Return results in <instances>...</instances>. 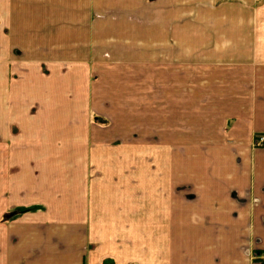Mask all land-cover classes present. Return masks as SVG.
<instances>
[{"label": "crops", "instance_id": "0c3cea01", "mask_svg": "<svg viewBox=\"0 0 264 264\" xmlns=\"http://www.w3.org/2000/svg\"><path fill=\"white\" fill-rule=\"evenodd\" d=\"M216 1L0 0V264H259L264 6Z\"/></svg>", "mask_w": 264, "mask_h": 264}, {"label": "rangeland", "instance_id": "374dc122", "mask_svg": "<svg viewBox=\"0 0 264 264\" xmlns=\"http://www.w3.org/2000/svg\"><path fill=\"white\" fill-rule=\"evenodd\" d=\"M147 2H150V1H153V0H146ZM254 1V0H253ZM252 1V2H253ZM257 1V4L259 5V6H264V0H256ZM217 2H219V5H222V4H224L225 3V5H232V3H234L235 1L234 0H217L215 3H217ZM214 3V4H215ZM114 13L115 12H113V11H110V10H107V11H104V12H102V14H100V15H102V17L103 18H106V19H108V18H115L114 17ZM94 16H96V14H94ZM127 16V18L129 19V20H131L132 22H136V23H140V20H139V18L137 17V15H135V14H128V15H126ZM98 17V16H97ZM262 17L264 18V13H263V15H262ZM93 113L94 112H89V120H91L92 121V119H93ZM95 114V113H94ZM264 136V133H262V134H256L255 136H254V138H253V142H252V146L253 147H261V146H264V142L261 144V145H256V138L258 137V136ZM250 259L253 261V262H256V263H259V262H257V260H255L254 258H252V257H250ZM264 262H262L261 264H263Z\"/></svg>", "mask_w": 264, "mask_h": 264}, {"label": "built area", "instance_id": "2783aa9c", "mask_svg": "<svg viewBox=\"0 0 264 264\" xmlns=\"http://www.w3.org/2000/svg\"><path fill=\"white\" fill-rule=\"evenodd\" d=\"M264 142V136H258L256 138V145H261ZM252 257L257 260V262L262 263L264 262V253L260 254L259 256L256 254H252Z\"/></svg>", "mask_w": 264, "mask_h": 264}, {"label": "flooded vegetation", "instance_id": "af4514ba", "mask_svg": "<svg viewBox=\"0 0 264 264\" xmlns=\"http://www.w3.org/2000/svg\"><path fill=\"white\" fill-rule=\"evenodd\" d=\"M254 254H256V255H260V254H262V253H264V252H262V253H258V252H253ZM251 257H252V254H251ZM253 258V257H252ZM259 264H261V263H259ZM264 264V263H263Z\"/></svg>", "mask_w": 264, "mask_h": 264}]
</instances>
